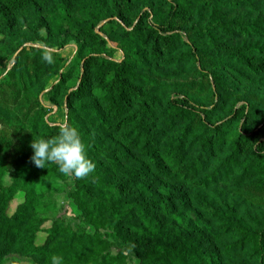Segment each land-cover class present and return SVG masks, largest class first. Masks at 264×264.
Masks as SVG:
<instances>
[{
    "label": "rangeland",
    "instance_id": "1",
    "mask_svg": "<svg viewBox=\"0 0 264 264\" xmlns=\"http://www.w3.org/2000/svg\"><path fill=\"white\" fill-rule=\"evenodd\" d=\"M133 10L121 19L108 17L96 0H32L24 11L0 6V188L8 192L0 215L17 218L15 228L41 247L39 255L9 252L0 264H51L53 255L63 264H209L207 256L235 238L222 234L198 200L249 224L264 221V187L244 172L246 148L228 170L230 146L211 149L202 125L235 117L232 129L244 133L264 126V73L250 72L222 46L264 40L215 28L235 20L260 24L264 0H148ZM64 16L80 18L82 28L69 27ZM140 21L168 39L128 36ZM96 58L130 72L132 92L121 112L106 114L104 100L77 92L99 71ZM184 99L195 111L187 137L183 124L171 126L172 106ZM88 103L106 117L116 114L111 131L83 109ZM65 124L79 131L96 166L83 179L61 174L55 163L37 168L31 161L33 139L54 136ZM176 147L182 163L163 156L164 172L150 163L149 149L161 156ZM185 165L196 167L197 176L186 174ZM171 248L189 254L175 258ZM212 264H264V254L248 243Z\"/></svg>",
    "mask_w": 264,
    "mask_h": 264
},
{
    "label": "trees",
    "instance_id": "2",
    "mask_svg": "<svg viewBox=\"0 0 264 264\" xmlns=\"http://www.w3.org/2000/svg\"><path fill=\"white\" fill-rule=\"evenodd\" d=\"M96 1L99 3V5L105 8L107 13H109L107 15L108 17L117 15L121 19H127L130 18V15L133 14V12H135L133 8L136 5L142 7L148 0ZM31 3L32 0H0V6L15 11H24L29 7V4ZM62 18L63 21H65L69 27L81 26L82 28L83 21L80 18L72 16H64ZM256 20L251 23L235 20L233 22L218 24L215 28H221L229 33L234 32L233 29H235L238 32L245 34L246 36H255L259 39L264 40V19L259 20L260 24ZM139 24L140 27L138 29L136 28V30H134L133 32L125 33H128V36L130 37L139 39V41L140 35H144L149 40L153 41V39H155L156 44L159 43V41H157L159 39H168L166 38L168 33L158 32V36L156 37L155 35H153L157 33V31H159L161 28L158 29L153 26L148 29L146 26H142L143 24L141 21ZM208 32L211 33L210 35L212 37L214 36V33H212L210 28ZM214 42L217 46L218 40L216 38ZM222 46H224L223 48L228 49L232 57L236 58L239 62H241L243 66L250 72L256 74L258 72L264 73V41L260 44H249L233 48L226 44H223ZM81 55L82 53L81 51H79L78 57ZM137 56V53L132 52V57L136 58ZM94 62L98 65L97 70L99 71H96V73H94V78L91 80L87 75L91 71L86 70L85 75H87V81L81 82V85L79 86L77 92L79 93V95L83 93L92 95L95 99V102L104 100L103 102L107 104L106 114L111 115V112L114 110V108H117L119 110L118 112L123 111L125 107L126 98L131 95L132 92L129 81L130 72L125 74V66L120 62L114 63L109 62L105 59L99 60V58H96ZM106 69H108V73L105 71ZM221 76L224 78L223 75ZM68 96L69 99L72 98L71 94H69ZM189 103L190 102L188 99H184L181 101V104L175 103L172 106L173 109L171 108L175 112L171 117V126H173L177 122L183 124V131L185 137H187V135L192 130L193 116L195 115V111L190 107ZM83 109H89L95 115V118L99 121V127H102L105 130L109 131L112 130L111 124L116 120V118H114L116 114L113 115L114 117H106V114H102L101 112H99L94 107V105L90 103L83 106ZM120 122V120L117 121L118 124ZM234 122L235 117H232L231 119L225 121V123L217 124L214 126L203 122V132L211 133V135L207 137L206 141L209 143L211 149H213L216 145L221 147V149L224 148L225 144L230 146L231 153H229V159L226 162L228 170H230V168L232 167L231 161H233L234 164L239 163V158L241 156L240 153L243 152V150L246 148L243 164L244 172H246L252 178V182H258V184L262 183L264 187V143L262 144L264 126L259 127L256 130L244 133L241 132L239 129H232L234 126ZM47 129L52 130V128L48 125ZM226 129L229 130V134L226 133ZM179 148L180 147H176L175 149H166L161 156L157 154V149L152 152H150L149 149V161L152 165L155 166L157 170H159L160 172H164L165 161L163 160V156L170 160L172 163H182L181 160L183 159V157L179 156V154H181ZM99 153L102 154L103 152ZM185 166L186 167L181 168L184 169V172L186 174L191 175L192 177L197 176L198 170L196 167H194L193 165ZM210 182V179L207 178L201 179L198 184L200 187L206 188ZM2 193L7 196V189H4V187L0 188V200L3 197ZM198 205L203 213H205L210 219H213L217 223H219L218 225L222 234H233L232 236L235 238V240L233 239L230 243H222L223 245H221L222 247L220 249L221 252L220 250L215 249L212 253V256H207L209 264H212L214 256L219 259L223 252H232L237 250L238 248L241 249L245 247V245L248 243L252 245L255 255L259 256L261 254H264V221H256L253 224H249L243 221L242 219H237L236 215L232 216L230 214H227L226 212L221 211L219 208H217L204 198L198 200ZM17 224V218L11 220L10 217L4 211H2L0 215V259L3 258L7 253L16 250L22 253H27L28 255H39L38 253L41 247L33 246L36 242V237L33 236V238L30 240L25 239L23 235H21V228H15L17 227ZM255 228H258V230ZM15 235L19 236V241L17 242L15 241ZM32 248L36 249L31 251ZM171 251L175 258L178 257L184 259L189 254L185 249L178 250L176 248H171ZM192 255L193 260L196 259L198 261V259L200 258L197 257V255H194V252L192 253Z\"/></svg>",
    "mask_w": 264,
    "mask_h": 264
},
{
    "label": "clouds",
    "instance_id": "3",
    "mask_svg": "<svg viewBox=\"0 0 264 264\" xmlns=\"http://www.w3.org/2000/svg\"><path fill=\"white\" fill-rule=\"evenodd\" d=\"M30 147L31 161L37 168L55 163L61 174L75 179H83L95 171V163L88 157L79 131L68 124L54 136L33 139ZM51 264H63V257L53 255Z\"/></svg>",
    "mask_w": 264,
    "mask_h": 264
}]
</instances>
